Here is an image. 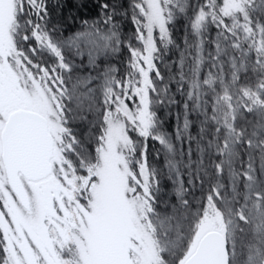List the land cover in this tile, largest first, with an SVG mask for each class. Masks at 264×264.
<instances>
[{"label": "trees", "instance_id": "16d2710c", "mask_svg": "<svg viewBox=\"0 0 264 264\" xmlns=\"http://www.w3.org/2000/svg\"><path fill=\"white\" fill-rule=\"evenodd\" d=\"M9 7L0 60L26 92L19 105L49 118L55 98L81 117L105 112L97 166L112 198L137 207L136 263L182 264L205 228L223 232L230 264H262L264 0ZM90 160L70 161L84 188ZM0 264H8L1 227Z\"/></svg>", "mask_w": 264, "mask_h": 264}, {"label": "flooded vegetation", "instance_id": "af4514ba", "mask_svg": "<svg viewBox=\"0 0 264 264\" xmlns=\"http://www.w3.org/2000/svg\"><path fill=\"white\" fill-rule=\"evenodd\" d=\"M60 106L61 105L58 101V98H55L50 108L51 118H49V116L45 113L39 111L47 118L48 130L53 138L52 156L50 158V162L52 165L51 173L39 180H27L23 178L24 184L27 181H50L52 184V191L54 192L58 190L59 180H61V182L64 183V186L67 187L68 190H72L70 191V194L68 196L69 203L74 206L80 207V210L84 211V213H80V211H78L77 209H74L72 211L68 210L69 213L64 215L65 219L60 220L59 217L61 216H59V214L55 212V210H58V205L56 202V208L55 210H52L53 212L51 214V220L49 224L50 226L47 230V232L53 239L51 241L52 247L57 248V251L60 253L64 249L68 250V252L77 250L76 252H79V254L102 252V250L104 249L110 252L112 251L114 252V254H122L123 252L134 253V251L137 249L136 247L138 244V234L136 229L137 207L132 205L129 209L127 206V201L123 200L122 198L117 200L111 199V201L108 202L103 198V193L104 191H107L108 185L105 182L104 176L105 166L99 165L98 167L97 164L98 162H101V160L102 162L103 160H105V152L102 151L105 148V112L101 110L98 111L96 109L85 111L84 117H81V112L76 113L72 109L67 111L61 110ZM17 107L26 106L17 105L9 107V111L6 113L5 118L2 119L3 117L0 116V119L3 120L2 125L0 126V135L8 114ZM65 114L68 116V118L66 119H64ZM96 152L97 158L94 157V159H92V155ZM75 156L76 158H80V160H83V162L91 158L90 165L85 166L86 171L84 173L87 177L90 176V179L89 182L85 185L88 195L86 196V198H83L84 202L82 204L78 199L79 189L82 186L81 177L72 166L73 164L70 162L71 159ZM81 169L83 170V166L81 167ZM69 170L70 172L73 171L74 174L78 176L77 182L70 181L68 173ZM0 174L3 176L4 185L6 186V188H8V191L12 193L14 199L16 200L15 202L18 203V208L20 210L26 212L37 210V206H35L36 195L31 189L27 188V186L25 185L30 199V207L24 208L21 205L18 197L12 191L8 184L5 166L2 160L1 136ZM98 177L99 179L104 180L95 181V178ZM96 185L102 186L101 200H97V198L95 197V192L93 194H90V190L92 189V187H96ZM2 192L3 189L0 187V199L2 197ZM103 210L106 211L105 214L95 213L102 212ZM129 218H131L133 222L130 225L131 234L128 239V233L126 231H123V227L129 226L127 225ZM3 222L4 220L2 217L0 206V227L3 232L4 245L6 248L7 246ZM207 231L209 230L205 228H202L201 232L200 229L198 230L199 236L196 239L195 246L197 245L200 237ZM57 233H61V235H63V239L60 242L57 241ZM85 238H87V240H84ZM92 254L94 255V253ZM64 264H68V261L65 260ZM262 264H264V262Z\"/></svg>", "mask_w": 264, "mask_h": 264}, {"label": "rangeland", "instance_id": "374dc122", "mask_svg": "<svg viewBox=\"0 0 264 264\" xmlns=\"http://www.w3.org/2000/svg\"><path fill=\"white\" fill-rule=\"evenodd\" d=\"M9 2L10 0H0V55H2L5 50L4 43L6 36L3 29L5 27L4 19L7 20L9 18V14L12 10V8L9 7ZM39 91L40 93L42 92L41 89H39ZM42 96L43 94L41 97ZM27 101L26 92L20 88L17 76L11 69V66L0 60V116L3 117L2 119L5 118L6 113L9 111V107L25 104ZM43 101L44 102L41 104L44 105L47 100ZM2 121L3 120L0 121V126L2 125ZM70 170L68 171L70 181L77 182L78 176H76L73 171H71L73 172L71 173ZM0 185L4 192H2L0 206L4 220L3 228L7 246L8 264H64L65 260L68 261V264H137V256L134 254H137L138 250L140 251V244L137 245V249L134 251L136 253L123 252L122 254H114V252L105 249L102 250V252H91L87 254H79V252H76L77 250L68 252V250L66 251V249H64L60 253L57 251V248L52 247L51 241L53 239L47 230L50 226L52 210L56 208V202L58 210H55V212L61 216L59 217L60 220L65 219L64 215L69 213L68 210L72 211L77 209L80 213H84V211L80 210V207L69 203L68 196L72 190H68L61 180H59V187L55 192L52 191V184L50 181L25 182L27 188L31 189L36 195L35 206H37V210L29 212L22 211L18 208V203L15 202L16 200L12 193H10L8 188L4 185L3 176L1 174ZM83 190L84 193H82ZM101 191L102 186L96 185V187H92L90 194L95 192L97 200H101ZM107 191H104L103 198L108 202L113 198L111 192ZM87 195L88 192L86 188L81 186L78 195L81 204L84 202L83 198H86ZM95 213L105 214L106 211L103 210L102 212ZM211 225L212 222H208L207 226ZM130 234L131 233L128 234V239ZM137 234L140 235L141 233L137 231ZM198 236L199 233L196 232V239ZM57 238V241L60 242L63 239V235L57 233ZM84 240H87V238ZM139 240L140 237L138 238V241ZM147 251L148 249L145 248V252L143 253L149 257ZM66 252L69 254L65 255ZM92 253H94V255Z\"/></svg>", "mask_w": 264, "mask_h": 264}, {"label": "water", "instance_id": "95a60500", "mask_svg": "<svg viewBox=\"0 0 264 264\" xmlns=\"http://www.w3.org/2000/svg\"><path fill=\"white\" fill-rule=\"evenodd\" d=\"M0 136L8 184L21 205L29 208L23 178L39 180L52 171L53 138L47 118L35 109L17 107L8 114ZM183 264H230L224 234L217 229L205 232Z\"/></svg>", "mask_w": 264, "mask_h": 264}]
</instances>
